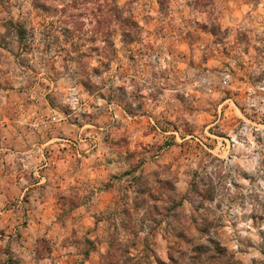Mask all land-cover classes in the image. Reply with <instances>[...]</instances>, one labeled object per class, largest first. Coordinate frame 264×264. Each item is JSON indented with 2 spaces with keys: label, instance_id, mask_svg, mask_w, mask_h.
<instances>
[{
  "label": "rangeland",
  "instance_id": "374dc122",
  "mask_svg": "<svg viewBox=\"0 0 264 264\" xmlns=\"http://www.w3.org/2000/svg\"><path fill=\"white\" fill-rule=\"evenodd\" d=\"M0 264H264V0H0Z\"/></svg>",
  "mask_w": 264,
  "mask_h": 264
}]
</instances>
